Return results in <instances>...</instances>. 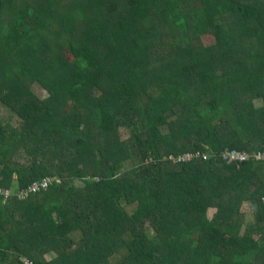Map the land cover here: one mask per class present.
Wrapping results in <instances>:
<instances>
[{
  "label": "trees",
  "instance_id": "obj_1",
  "mask_svg": "<svg viewBox=\"0 0 264 264\" xmlns=\"http://www.w3.org/2000/svg\"><path fill=\"white\" fill-rule=\"evenodd\" d=\"M0 108V264H264V0H0Z\"/></svg>",
  "mask_w": 264,
  "mask_h": 264
},
{
  "label": "built area",
  "instance_id": "obj_2",
  "mask_svg": "<svg viewBox=\"0 0 264 264\" xmlns=\"http://www.w3.org/2000/svg\"><path fill=\"white\" fill-rule=\"evenodd\" d=\"M198 155V153L192 154H178L176 157H172L169 155V158L173 161H189L191 157ZM220 159L224 161L226 164H237L239 162L249 161L252 160L254 162L264 163V143L262 144L261 148L256 151L246 152L242 150H235V149H224L220 153ZM202 158H205L202 156ZM264 174V170H263ZM52 182L59 183L60 179L55 177H43L38 181H33L27 186L25 189H18V196L20 198L26 197L29 194L38 193L40 191H45L47 188L52 184ZM260 203L263 206L264 210V196L260 198Z\"/></svg>",
  "mask_w": 264,
  "mask_h": 264
},
{
  "label": "rangeland",
  "instance_id": "obj_3",
  "mask_svg": "<svg viewBox=\"0 0 264 264\" xmlns=\"http://www.w3.org/2000/svg\"><path fill=\"white\" fill-rule=\"evenodd\" d=\"M200 41H201V43L203 45H208V44H211L213 42V38H212V36H202L200 38ZM32 91L39 97H43L45 95V93L37 85H34L32 87ZM258 103H259V101H254V104L258 105ZM1 109L3 110V108H0V116L2 117V119H5L9 123H11L13 126L20 127V124H17V120H15L16 119L15 116L11 115L8 111H5V109L2 112ZM121 135H122L123 138H127L128 135H129V132L126 129L122 128L121 129ZM125 164H126L127 167L131 165L130 162H127ZM74 186H76L77 188H81L82 187V182L79 181V180H75L74 181ZM13 190L17 191V189H15V187L13 188ZM241 207H242V208H240L241 212L245 213V212H247L249 210V207L246 204L242 205ZM211 212L212 211H209L207 213L208 218L211 217Z\"/></svg>",
  "mask_w": 264,
  "mask_h": 264
},
{
  "label": "crops",
  "instance_id": "obj_4",
  "mask_svg": "<svg viewBox=\"0 0 264 264\" xmlns=\"http://www.w3.org/2000/svg\"><path fill=\"white\" fill-rule=\"evenodd\" d=\"M244 205V204H243ZM242 208V207H241ZM212 211V210H211ZM212 213V212H211Z\"/></svg>",
  "mask_w": 264,
  "mask_h": 264
}]
</instances>
